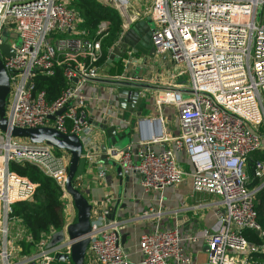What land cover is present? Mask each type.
I'll return each mask as SVG.
<instances>
[{"label": "built area", "instance_id": "2783aa9c", "mask_svg": "<svg viewBox=\"0 0 264 264\" xmlns=\"http://www.w3.org/2000/svg\"><path fill=\"white\" fill-rule=\"evenodd\" d=\"M96 1L115 9L121 18L115 46L135 22L149 17L154 54L167 53L171 61L184 62L187 68L179 73L185 84L168 87L155 97L158 117L140 120L145 121L141 134L147 138L116 151L111 148L122 175L136 177L147 196L177 185L185 176L191 179L193 191L217 196L222 208L219 226L201 233L208 248L205 264H251L250 252L264 251V242L254 245L242 234L249 228L264 237L254 208L255 194L264 187V0H151L144 10L134 0ZM79 22L66 0H0V58L11 95L5 107L8 128L49 127L74 134L82 159L90 165L100 146L81 87L102 80L137 81L133 66L138 65L140 53L127 46L119 58L122 71L109 73V67L100 63L109 21L99 22L95 37L79 28ZM3 32L9 34V43L2 41ZM14 34L21 40L19 46L12 43ZM4 44L14 55L2 53ZM56 66L68 85L49 102L45 91L36 89L35 78L38 73L53 75ZM139 82L147 84L143 78ZM145 91L139 89L143 99ZM165 104L176 109V135L164 130L161 108ZM254 151L263 156L254 161L258 184L249 188L246 159ZM177 153L188 159L190 171L179 166ZM69 159L64 149L0 130V264H53L56 253L69 255L73 240L65 234L47 248L48 235L36 244L34 253L14 260L10 234L14 226L24 233L19 220L11 216L13 203L33 197L36 189L10 164L30 163L53 179L62 191L63 213L64 197H70L65 189ZM97 173L105 179L103 165ZM73 185L81 188L79 176ZM111 201L105 198L106 203ZM91 205L84 264H130L121 234L131 219H110L109 208L97 213ZM136 217L150 222V229L138 237L139 264H195L184 242H194L197 236L185 238L178 227H164L161 210L142 209ZM71 222L66 221L62 230Z\"/></svg>", "mask_w": 264, "mask_h": 264}, {"label": "crops", "instance_id": "0c3cea01", "mask_svg": "<svg viewBox=\"0 0 264 264\" xmlns=\"http://www.w3.org/2000/svg\"><path fill=\"white\" fill-rule=\"evenodd\" d=\"M139 58L137 61L138 65L133 66L134 70L137 67L140 69V75L147 81L150 88L146 89L144 105L138 111L141 114L140 117L144 116L153 120V118L158 117V112L154 107L155 97L163 94L168 87H179L185 84L186 78L180 75V72L175 73L171 71V60L167 53L154 54L153 56L140 53ZM113 90V86L101 81L86 83L81 87V92L87 98V114L94 126V137L100 146V151L90 165L82 166L81 163L78 166L77 176H79L81 184V188L78 189L83 192L90 204H94L97 213L112 208L115 201H118L115 217L131 219V222L122 228V234L125 235L123 244L127 250L130 264H139L138 237L141 233L150 229V222L139 219L136 216L148 204L149 198L143 194L136 177L129 176L128 180L123 178L121 181L117 167L111 164V161L114 163L116 161L111 155L112 147H107L105 144L107 140L106 132L98 126L106 119L108 127L116 125L118 131L122 127L127 128V130L130 127V129L136 127L137 133L132 138V142L135 143L140 138L138 134L139 118L137 117L134 120L135 115L133 112H121L116 108V103L112 105ZM161 116L165 132L169 135L178 134L179 126L176 109L173 106L165 104L161 108ZM166 146H170V143H167ZM103 155L106 156V159L102 158ZM176 158L183 170L186 172L191 170V164L183 153H177ZM100 164L106 169L105 179H101L98 176L97 167ZM161 193L165 194L164 196L171 194L173 198L176 197L178 199L179 197L181 201L184 199L183 202L185 200L189 202V204L184 203L180 208L167 213L168 216H163L161 224L164 227H178L185 238L190 235L197 236L194 242H184L185 251L194 258L195 264H197V259L203 260L205 257L203 250L205 244L201 233L204 231L213 232L219 226L217 219L222 212V208L218 202V197L204 192L193 191L192 182L188 176H185L177 185L163 189ZM192 195L199 200L195 202L194 199L190 198ZM106 197L112 199L111 203L105 202ZM64 203L66 207V210L63 212L64 223L69 220L74 222L76 210L70 197L65 196ZM10 234L12 257L14 260H18L21 258L18 240L22 233L14 226L10 227ZM36 249L35 246L32 253Z\"/></svg>", "mask_w": 264, "mask_h": 264}, {"label": "water", "instance_id": "95a60500", "mask_svg": "<svg viewBox=\"0 0 264 264\" xmlns=\"http://www.w3.org/2000/svg\"><path fill=\"white\" fill-rule=\"evenodd\" d=\"M7 34L6 32L2 33ZM143 34L142 37L140 35ZM9 43V42H8ZM131 46L135 52L142 53L148 56L154 55V47L151 42V30L149 17L146 19L135 22L124 34L122 41H120L115 47H113L111 53L108 56L107 63L111 64L117 61L122 54L125 53L126 47ZM1 51L6 56L14 55V50L10 49L7 44H4ZM140 69L137 67L134 70L133 77L137 80L134 82H122L113 80H102L101 82L107 83L113 86L114 90L112 93L113 101L112 105L116 103V108L121 112L130 111L135 115L134 120L138 117V134L141 138H147L143 136L142 130L144 129V122L140 120H148V118L140 117L141 114L138 109L144 105V99L139 95V89H149L150 85L141 83L139 80L142 76L139 73ZM9 92V79L8 74L3 66L0 58V130L6 132L10 131L12 136L26 137L32 142H46L54 146L57 149H64L69 152L70 159L68 164V173L65 182V189L68 195L71 197V201L74 209L76 210V218L74 222L67 225L66 231L60 230L51 236L46 247L50 248L55 244L59 243L65 238V234L71 240H73L70 246V253L60 254L56 253L54 259L59 261H66L70 259L73 264H84L87 246L89 243V237L87 234L90 231V217L92 211V205L85 197L83 192L73 185V180L76 176L80 160L82 159L81 144L79 139L74 134H63L54 128L49 127H36V128H19L12 127L8 128L7 119L5 117L6 98ZM149 104V103H148ZM63 109L57 112L60 113ZM100 128L105 130L107 137L114 144L117 140L126 138L130 132L127 128H118L116 125L108 127L107 120L105 119L102 124L98 125ZM132 126V125H131ZM130 127V126H129ZM131 128V127H130ZM132 142V139L129 143ZM114 151L119 150L115 146L111 145ZM104 148V147H103ZM106 159V156H102ZM105 162V161H104ZM102 162V163H104ZM106 163V162H105ZM111 164L117 167L118 175L122 179L128 180V176H123L120 167L111 161ZM33 197L29 198L28 201H32ZM118 205V201L110 208L108 217L113 219L115 217V209ZM258 233V231L256 232ZM125 235H121V242L124 243ZM207 247L204 246V259H197V264H205L207 260ZM29 264H35L31 262Z\"/></svg>", "mask_w": 264, "mask_h": 264}, {"label": "trees", "instance_id": "16d2710c", "mask_svg": "<svg viewBox=\"0 0 264 264\" xmlns=\"http://www.w3.org/2000/svg\"><path fill=\"white\" fill-rule=\"evenodd\" d=\"M66 2L67 6L78 14L80 19L79 28L86 30L90 37H95V32L100 21H109L108 35L102 43L100 63L109 67V73H120L122 71L120 59L107 64L110 54L109 50L115 47V42L120 34L121 18L118 12L96 0H66ZM35 83L37 90L45 91L46 100L49 102L56 99L60 92L68 85L62 69L57 66L53 75L47 76L38 73ZM262 156L261 151H254L246 159L247 186L249 188L258 184V178L254 176V161ZM80 164L85 166L87 165V161L81 159ZM10 168L21 175L27 176L36 184L33 200H21L13 203L11 212V216L18 219L24 229L23 235L18 240V245L20 247V255L27 256L33 252L32 250L41 239H45L46 236H52L54 233L62 230L64 226L62 191L53 179L44 175L37 167L30 163H11ZM76 176L73 183H75ZM254 208L256 211V221L261 230L264 231V187L255 194ZM242 234L254 245H260L264 242V237L256 233L255 230L245 228L242 230ZM249 255L251 257L250 260H252L251 264H264V251H252ZM53 264L69 263L54 259Z\"/></svg>", "mask_w": 264, "mask_h": 264}, {"label": "rangeland", "instance_id": "374dc122", "mask_svg": "<svg viewBox=\"0 0 264 264\" xmlns=\"http://www.w3.org/2000/svg\"><path fill=\"white\" fill-rule=\"evenodd\" d=\"M69 1V0H67ZM135 2H141V4L139 5V7L144 10L147 6H149L151 4V0H134ZM152 26H153V23L151 22L150 23ZM15 39L13 40V44L15 46H19L20 45V38L18 35H15L14 34ZM2 41L3 42H10L9 40V34H2ZM171 71L172 72H175V73H178V72H182V71H185L187 68H186V64L184 62H181V63H175L173 61H171ZM184 97H187V95H184ZM11 99V95L8 94L7 95V98H6V103L10 101ZM143 115V114H142ZM144 117V116H143ZM178 123V121H177ZM130 134L124 138V139H121V140H117L114 144L111 142V140L107 137V140L105 142L106 146L107 147H111V145L115 146L117 149H121V148H124L126 147L130 140L134 137V135L137 133L136 131V127L132 128V129H128ZM263 132L264 130L261 129ZM170 192V191H169ZM168 194V193H167ZM165 194L161 193V192H155V193H150L148 195V198H149V202L148 204L143 208V209H153L154 211H157V210H161L163 212V216H166L167 213H171V211H174L175 209H178L182 206V204H189V202L187 200L184 201H181V199L178 197V199L173 198V196L171 194H168L167 196H164ZM195 197V196H194ZM193 195L192 197L190 196L191 199H194L195 202H197L199 199L197 197L194 198ZM168 216V215H167ZM168 218V217H167Z\"/></svg>", "mask_w": 264, "mask_h": 264}]
</instances>
